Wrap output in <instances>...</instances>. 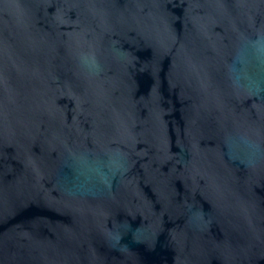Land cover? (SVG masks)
<instances>
[{"label":"water","instance_id":"obj_1","mask_svg":"<svg viewBox=\"0 0 264 264\" xmlns=\"http://www.w3.org/2000/svg\"><path fill=\"white\" fill-rule=\"evenodd\" d=\"M0 264H264V0H0Z\"/></svg>","mask_w":264,"mask_h":264}]
</instances>
